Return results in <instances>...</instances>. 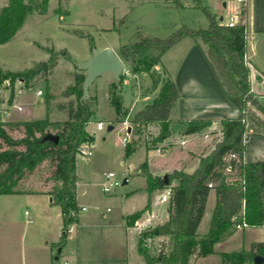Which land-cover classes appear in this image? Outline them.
Here are the masks:
<instances>
[{
    "label": "trees",
    "instance_id": "1",
    "mask_svg": "<svg viewBox=\"0 0 264 264\" xmlns=\"http://www.w3.org/2000/svg\"><path fill=\"white\" fill-rule=\"evenodd\" d=\"M49 1L8 0L0 11V43L13 39L30 13H46ZM194 1V6L203 7L202 0ZM170 3L178 8L187 7L183 0H170ZM203 8L209 20L206 28L182 25L166 37H142L119 48L118 55L130 64L132 72H148L152 77V87L159 89L152 102L132 115L134 130H131V138L126 144L128 154L138 147L135 136L150 124L159 126V132L153 138L157 144L171 136L170 124L174 121L185 126V134L200 132L213 123L206 118H170L171 107L179 98V92L173 78L169 75L162 77L155 67L161 63L163 54L186 36L196 38L201 44L225 93L234 107L242 111L240 118L221 120V138L208 154L200 156L199 164L192 172L175 169L167 174L166 181L164 176L151 173L147 162L141 164L139 173L146 177L142 189L147 192L148 200L142 209L126 216L129 225H134L145 211L152 210L158 193L170 188L168 219L161 224L146 227L139 236V249L147 264H188L195 253L199 257L214 253L215 244L230 235L238 225L243 226L245 223L247 226H264V160H245L249 136L264 137V104L251 89L249 67L245 60L247 9L243 7L237 24L226 26L220 23L215 13ZM76 33L88 36L82 32ZM48 51L50 56L47 60L25 71L3 70L0 66V85L6 77H11L13 83L21 79L25 87H32L34 77L53 69L60 56L73 60L65 49ZM84 78V74L75 73V82L63 92L67 97H75L66 106L61 105L67 109L65 120L52 121L48 116L16 122L0 120V195L22 192L18 184L26 171L46 160L52 166V177L61 184L49 194L53 202L60 206L64 230L78 220V216L71 215L79 210L76 201L78 148L94 140L87 126L95 116L97 98L90 95L88 100H82ZM123 78L124 74H121L119 84L113 82L109 88L110 102L120 121H124L128 115L122 94ZM14 95L13 90L11 100ZM51 99L52 96H49L45 100L47 110ZM13 130L22 132V137H13ZM49 133L59 136L57 143L44 139ZM228 168L232 173L231 180H228L229 176L225 172ZM175 180L177 183L171 185ZM211 189L216 190V204L209 229L199 238L198 228ZM156 236H169L171 240L167 251L161 250L152 255L142 245L146 237ZM63 244L64 238H61L58 248ZM256 255L264 256V241L253 242L250 251L222 252L225 264H244Z\"/></svg>",
    "mask_w": 264,
    "mask_h": 264
},
{
    "label": "rangeland",
    "instance_id": "2",
    "mask_svg": "<svg viewBox=\"0 0 264 264\" xmlns=\"http://www.w3.org/2000/svg\"><path fill=\"white\" fill-rule=\"evenodd\" d=\"M166 1L50 0L46 13L41 14L38 11L30 13L14 38L7 43H0L1 68L25 71L36 63L47 60L50 56L48 49L56 51L65 49L73 60L60 56L53 69L49 72H41L34 77L31 89L17 94L16 101L26 102L31 110L24 115L35 119L48 116L52 121L65 120L67 109L61 105L66 106L69 100L75 97H67L63 95V92L75 82V73L86 74L79 65L91 57L93 49L111 47L118 51L122 45L136 42L142 37H166L182 25L206 28L209 20L203 7L215 13L217 17L222 15L223 19L227 20L235 11L232 7L236 6L235 0H202L203 7L194 6V0H183L187 7L178 8L170 3V0ZM7 2L8 0H0V11ZM224 2L228 3L227 7L224 6ZM76 32H82L88 36H81ZM173 57L174 55L171 56L172 59ZM166 60L168 62L170 58ZM124 63L122 94L124 104L128 108V115L124 121L118 120L115 108L110 102L109 88L114 82L113 74L110 72L101 74L91 87L90 95L97 98L95 116L87 126L89 133L94 136V140L89 141L93 145V154L89 160L77 155L76 173L80 182L79 189H87V195L84 198L88 209L82 212V218H90L93 226L82 228L83 231L80 234L76 230L73 231L72 235L76 239L73 241L72 248L77 246L79 238L82 251L79 263L73 264H105L109 262L106 259L108 254L120 258L122 264H141L142 253L138 250L137 227L114 231V227L108 228L107 225L109 221H113L114 224L124 222L123 214L141 209L147 200L146 193H134L144 181V176L139 173L141 164L149 162L151 167L156 169L159 162L169 157L166 153L159 156L155 154L156 148H154L155 142L152 136H157L159 129L153 126L145 127L135 136L138 147L127 153L123 139L127 132L131 133V130H134L131 122L132 115L147 103L152 102L159 89L152 87V77L148 72H142L136 78L130 71V64ZM156 70L162 77L168 75L162 63L157 65ZM37 89L43 91L44 100L52 96L48 112L46 102L34 93ZM141 91L147 93V96ZM152 92H157L156 96L150 94ZM5 107V105L0 106V108ZM175 113L173 111L172 114ZM2 117L5 116L0 115V120H3ZM98 121H103L105 124L101 130L97 128ZM109 125H114V128L108 129ZM128 129L131 130L128 131ZM11 134L15 138L22 137V132L18 130L11 131ZM258 138L264 142V137ZM261 139H251L249 136L246 150L256 152ZM204 152L205 150L195 152L191 156L193 159L200 158ZM175 161L176 159L172 158L169 164L177 163ZM111 170L116 172L121 182L127 176L129 181L126 184L122 183L115 191L105 192L103 190L105 173ZM225 172L229 176L228 180H231L230 169H226ZM60 186V182L52 177V166L46 160L43 161L34 169L27 170L25 176L19 181L18 189L24 191L25 195L6 196L2 199L1 216L6 213H10L11 217L15 215V226L21 233L24 230L28 232L31 228H39L40 220L34 214L40 209L39 207H41V215L45 213V210L42 209L41 196L31 193L42 190L52 191ZM57 206L60 209V206ZM107 207H110L111 211H106ZM212 209L213 206L209 204L208 214L199 228V238L209 229ZM155 210L157 217L153 219V225L163 223L167 217V202L161 201L159 205L153 206L150 212L153 213ZM26 211L31 212L33 223L26 222ZM104 212L106 216L103 215ZM57 220L60 221V219ZM170 240L169 236H156L148 245L143 244L142 247L152 255H156L161 250L169 249ZM259 241H264V226H238L230 235L215 244L214 253L200 257L195 253L190 257L188 264H225L222 252L250 251L252 243ZM21 254L23 251L20 250L19 258ZM60 262L63 264V258ZM244 264H254V259L246 260Z\"/></svg>",
    "mask_w": 264,
    "mask_h": 264
},
{
    "label": "crops",
    "instance_id": "3",
    "mask_svg": "<svg viewBox=\"0 0 264 264\" xmlns=\"http://www.w3.org/2000/svg\"><path fill=\"white\" fill-rule=\"evenodd\" d=\"M246 9L247 48L245 60L249 67V80L251 89L255 94L258 95L260 102L264 104V0H249ZM221 17L223 16L221 15L218 18L221 19ZM116 52L119 54V50ZM172 55H174L173 59L171 58ZM167 58H170V61L168 60V62H166ZM161 63L168 72V75L171 76L175 81L179 92V98L171 107L170 118L172 120L206 118L211 119L213 123L200 132L185 134V126L175 121L172 122L170 124V129L172 132L171 136L165 141L155 144L154 147L156 148L157 146H160L162 148L161 154H169V157L165 161L159 162L158 165L156 164V169L151 167L149 162L147 163L150 172L154 175L165 176L175 169L192 172L197 168L200 160L199 157L193 159L191 156L192 153L205 150L203 154H208L214 148L215 142L218 141L222 136L221 120L228 118H240L242 116V111L234 107L231 100L225 93L223 84L221 83L211 64L208 62L204 49L196 38L186 36L178 41L163 54ZM130 71L136 78L142 73L135 74L131 69ZM32 87H26L25 91H28ZM91 87L92 85L90 86V91L92 92ZM153 92L150 94H154L156 96L157 92ZM34 93L36 94V92ZM141 93L147 96V93L142 91ZM16 96L17 93L14 95V98L8 102L10 115L4 118L2 117V119L7 122L35 119L33 117H29V115H24L29 111L31 112V110L26 102L16 101ZM39 97L42 101L44 100L43 96ZM1 102V105H5L7 107L6 102L2 100ZM18 104L25 106V110L19 111L17 109ZM48 111L49 110H47V112ZM173 111L176 113L172 114ZM148 126H153L156 129H159V126L156 124H150ZM250 136L251 139H261L258 137H263L260 135ZM153 138L154 136H152V139ZM183 139L187 140L184 144L181 143ZM256 150V152H248L246 150L245 160L247 162L264 160V142H262V139ZM172 158L176 159L175 162L177 163L169 164ZM145 182L146 177L144 176V181L134 193L137 194L139 192H144L146 193V199L148 200L147 192L142 189V186ZM176 183L177 181L175 180L171 185ZM79 184L80 182L77 179L76 201L79 207L78 220L76 223L70 224L66 230H64L61 209H59V207L53 202V197L49 194V190L31 193L32 195L41 196L40 201L42 204V209L45 210V213L41 215V207H39L40 209L34 214V216H37L40 220L41 224L39 228H31L28 230V232L24 230L21 233V231H19L15 226L16 216L12 215L13 217H11L10 213H6L5 215L1 216L2 214L0 210V264H61V258H63V264H73L75 262L79 263L82 252L81 242L78 238L77 240L79 241L77 242V246L73 249V241L76 239V237H74L72 233L76 230L80 234V232L83 231L82 228L93 226L91 223L92 220L90 221V218H82V212L88 209V204L84 198L87 195V189L83 188L80 190ZM164 193L166 195V199L163 201L167 202V217L164 220L165 222L169 217L168 207L170 201V188H167ZM25 194L26 193H24V191L16 194H1L0 203L6 196L22 197ZM216 199V190L211 189L203 219L208 214L209 204L210 206H213L214 209ZM147 200L143 204V207L146 205ZM159 203L156 205L153 204V206H157ZM82 207H86V209L82 210ZM108 208L110 207H107L106 211H111V208L110 210H108ZM146 212L153 214L154 220L157 217L156 210L153 213L147 210L141 215L140 221L147 217L148 213ZM131 213H126L125 215L123 214L124 222L114 224L113 221H109L107 225L108 228L114 227V231H117V229H135L136 222L134 225H129L126 219V216ZM29 215L32 216L31 212H29ZM103 215L106 216V212H104ZM54 216L57 219H60V221L58 222ZM203 219L201 223L203 222ZM27 220L28 216L26 215V222L29 223ZM57 225H59V227H57ZM199 228L198 234H200ZM61 238H64V244L58 249L57 245ZM20 250L23 251L21 258L18 257ZM138 250L140 251L139 245ZM106 259H108L109 262H105V264H122L121 259L117 256H111L108 254ZM141 261V264H145L143 253Z\"/></svg>",
    "mask_w": 264,
    "mask_h": 264
},
{
    "label": "built area",
    "instance_id": "4",
    "mask_svg": "<svg viewBox=\"0 0 264 264\" xmlns=\"http://www.w3.org/2000/svg\"><path fill=\"white\" fill-rule=\"evenodd\" d=\"M249 0H235L236 6L232 7L234 8V12L231 13V15L228 17L227 20L224 19H219L220 23L226 26H234L235 24L238 23L241 12L243 7H246L248 4ZM228 3L226 2V7ZM247 29V28H246ZM17 81V82H16ZM14 83H13V79L11 77H6L3 81V83L0 85V106L2 104L1 100L6 102L7 107L5 108H0V115H4L5 117L10 115V109H9V101L11 100V94L12 91L14 90V94H18V93H22L23 91H25L26 87L24 85V82L21 79H17ZM7 92V93H6ZM36 94L38 96H43V91L41 89H37ZM17 109L19 111H24L25 110V106H23L22 104H18L17 105ZM127 123V121H125ZM105 127V124L103 121H98L97 123V128L99 130L103 129ZM131 138V134L129 132L126 133V137L123 139V144L126 146L127 142L130 140ZM186 139H183L181 141L182 144L186 143ZM162 153V148L160 146L156 147V154L159 155ZM93 154V145L89 142H85L83 144H81L78 148V152L77 155H81L83 156L85 159L89 160L90 157ZM127 180V182L129 181V178L126 177L124 178ZM124 182V180H123ZM123 182H121V180L117 177V174L115 171H108L107 173H105V181L103 184V190L105 192H111V191H115ZM166 199V195L164 192L158 193L156 195L154 204H158L160 201H163ZM82 210H85L86 207H82ZM108 210H110V208H108ZM148 213L147 217L144 218L142 221H140V217L136 220V227L139 231V234L148 226H152L153 225V219H154V215ZM26 215L28 216V222L29 223H33L34 219L29 215V212L26 211ZM72 216H78V212H72L71 213ZM239 227L242 225H238ZM243 226H246V224L244 223ZM71 230V229H70ZM153 237H146L145 241H144V245H148ZM67 264V263H64Z\"/></svg>",
    "mask_w": 264,
    "mask_h": 264
},
{
    "label": "water",
    "instance_id": "5",
    "mask_svg": "<svg viewBox=\"0 0 264 264\" xmlns=\"http://www.w3.org/2000/svg\"><path fill=\"white\" fill-rule=\"evenodd\" d=\"M226 6V2H224ZM223 17H221V20ZM81 70L86 71L85 78L82 84V100H88L90 97V86L95 80L105 72H111L114 77V82L119 84L120 77L123 71L124 62L117 52L111 47H104L102 49H93L92 55L89 59L84 60L79 65ZM114 125H109L108 129H113ZM131 129H128L130 131ZM44 139H51L54 142H58L59 136L54 134H47ZM167 181V175L164 176ZM127 180L124 179L123 184H126ZM264 262V256L256 255L254 257V264H262Z\"/></svg>",
    "mask_w": 264,
    "mask_h": 264
}]
</instances>
